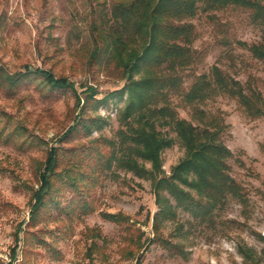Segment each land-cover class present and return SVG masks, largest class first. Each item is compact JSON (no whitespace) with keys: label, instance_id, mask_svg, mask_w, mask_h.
I'll list each match as a JSON object with an SVG mask.
<instances>
[{"label":"rangeland","instance_id":"374dc122","mask_svg":"<svg viewBox=\"0 0 264 264\" xmlns=\"http://www.w3.org/2000/svg\"><path fill=\"white\" fill-rule=\"evenodd\" d=\"M117 1L0 0V264H137V260L138 264H264V115H252L229 94H216L193 105L184 99L196 77L216 66L238 81L246 95L254 88L264 100V61L238 44L260 43L264 31L251 21L248 10L233 6L199 10L185 20L194 28L192 63L178 69L181 85L168 100L178 118L193 125H200L193 116L195 109L203 110L207 120H222L221 141L232 153L227 160L229 175L239 185L244 202L228 195L210 220L201 221L176 207L164 192L173 213L161 216L153 179L170 177L186 155L182 142L167 125L157 126L173 140L160 152L159 171L142 159H137L139 165L151 174L140 177L117 163L102 171L90 146L103 154L114 150L117 156L125 155L117 133L125 94L122 100L111 99L89 112V116L104 120L101 128L60 144V149L88 147L79 168L76 164L72 167L84 173L78 183L85 177L80 189L93 210L84 216L59 219L54 212L36 226H27L40 167L49 149L56 147L57 139L75 123L79 113L76 98L81 104L85 89L92 88L101 99L124 84L123 71L116 62L91 58L96 47L110 41L115 29L111 7ZM141 44L135 40L130 49L137 50ZM27 69L65 78L72 88L49 90L39 77L17 87L5 82V77L14 78ZM97 140L100 142L95 143ZM104 140L114 141L115 149L101 146ZM62 153L64 158L75 154L65 162L80 161L74 152ZM174 184L197 197L194 190ZM60 191H65L61 201L73 197L67 189ZM105 213L118 215L119 220L111 222L103 217ZM38 233L58 249L61 260L50 255L49 247L35 242L31 243L35 247L26 244L23 248V240L30 241ZM13 249L16 259L12 261Z\"/></svg>","mask_w":264,"mask_h":264},{"label":"trees","instance_id":"16d2710c","mask_svg":"<svg viewBox=\"0 0 264 264\" xmlns=\"http://www.w3.org/2000/svg\"><path fill=\"white\" fill-rule=\"evenodd\" d=\"M228 6L248 10L251 21L260 25L264 31V0H120L112 4L110 15L115 29H112L110 41L102 47H96L91 58L101 61L106 57L109 62H116L123 71L124 84L121 89L101 99L96 98V91L92 88L85 89L81 104L80 98H76L79 113L75 123L57 139L58 145L49 149L46 160L40 167L39 186L32 193L28 227L47 220L54 212L59 219L60 216L70 218L73 214L84 216L93 210L87 198L83 196L84 190L80 189L85 183V177L78 183L84 173L76 169L79 168L81 157L88 154V147L60 149V144L70 143L79 136L87 137L93 129L101 128L104 120L99 116H89V112L107 105L111 99L122 100L125 94V105L119 114L121 127L117 132L118 144L124 153L126 152L125 155L117 156L114 150L109 155L103 154L98 147L90 146L102 171L117 163L140 177L151 174L152 171L139 165L137 159L150 161L153 170L159 171L160 152L171 146L173 140L158 131L157 126L167 125L182 142L186 155L174 167L170 177L163 175L153 179V192L159 214L168 217L173 213L170 201L162 195L164 192L174 199L176 207H183L201 221L208 218L210 220L214 210L224 203L228 195L244 202L239 185L229 175L227 160L232 153L221 141L225 127L222 120L214 117L207 120L203 110L195 109L193 116L200 125H193L179 119L168 100V95L177 92L181 85V79L177 76L178 69L192 63L191 44L194 28L185 20L193 18L199 10L207 12ZM135 40L142 44L139 49L132 50L130 45ZM238 44L246 48L254 58L264 61V41ZM35 77H39L49 90L72 88L67 79L56 78L50 72L39 69H27L14 78L5 77V82L11 87H17ZM220 93L235 97L252 115H264L261 93L251 88L250 95H246L238 81L225 76L216 66H212L209 73L196 77L189 90L184 93V99L193 105ZM98 141L100 142L97 140L95 143ZM100 145L114 149L116 147L114 141L107 140ZM60 150L76 153V158L80 161L65 162L67 159H73L75 154H67L68 157L64 158ZM75 164L77 167L73 169ZM69 165L73 171L69 169ZM75 171L77 173H74ZM174 181L194 190L197 197L181 190ZM61 189L69 190L73 197L61 201L65 195V191L61 193ZM103 217L111 222L119 220L118 215L114 214L105 213ZM20 231L21 226L15 232L17 241H20ZM39 233L38 237L30 241H21L23 248L26 244L33 247L31 243L35 242L40 247H49L47 251L50 255L55 260H61L62 255L58 249L47 243ZM31 236L29 234V238ZM90 250L91 248L89 253ZM15 254L13 249L10 260L16 259Z\"/></svg>","mask_w":264,"mask_h":264}]
</instances>
